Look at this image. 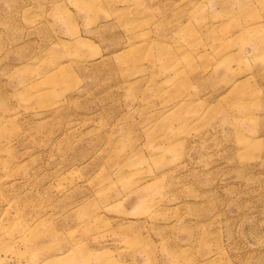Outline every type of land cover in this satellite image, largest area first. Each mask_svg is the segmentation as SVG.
<instances>
[{
    "label": "rangeland",
    "instance_id": "374dc122",
    "mask_svg": "<svg viewBox=\"0 0 264 264\" xmlns=\"http://www.w3.org/2000/svg\"><path fill=\"white\" fill-rule=\"evenodd\" d=\"M0 264H264V0H0Z\"/></svg>",
    "mask_w": 264,
    "mask_h": 264
}]
</instances>
